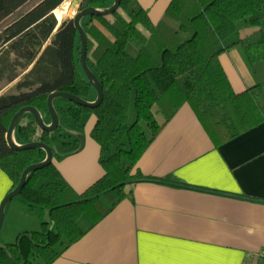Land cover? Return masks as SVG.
Returning <instances> with one entry per match:
<instances>
[{"label": "trees", "instance_id": "16d2710c", "mask_svg": "<svg viewBox=\"0 0 264 264\" xmlns=\"http://www.w3.org/2000/svg\"><path fill=\"white\" fill-rule=\"evenodd\" d=\"M28 1L0 0V21ZM63 1L37 0L0 32V80L21 75L14 92L0 93V169L11 189L28 165L46 157L40 147L9 146L6 132L18 110L34 106L49 124L51 92L67 91L89 102L97 97L81 67L74 16L58 21L53 13ZM113 1L81 0L77 9H105ZM80 24L87 37L86 62L102 86V99L89 107L55 97L59 123L53 131L39 128L29 111L16 121L14 141L43 142L53 160L29 172L14 197L38 212L41 229L21 231L12 242L0 240V264H50L62 255L85 233L82 216L95 223L129 194L125 184L138 160L183 104L191 106L216 147L264 122V0H169L156 23L138 0H120L114 11L84 15ZM247 27L256 29L230 37ZM233 40L257 78L239 92L219 60L224 44ZM206 100L211 105L201 109ZM90 113L96 119L90 136L100 147L104 173L79 193L54 160L81 149Z\"/></svg>", "mask_w": 264, "mask_h": 264}, {"label": "crops", "instance_id": "0c3cea01", "mask_svg": "<svg viewBox=\"0 0 264 264\" xmlns=\"http://www.w3.org/2000/svg\"><path fill=\"white\" fill-rule=\"evenodd\" d=\"M138 2L156 23L169 0ZM232 42L224 44L219 60L239 92L257 79L241 45ZM95 121L90 113L78 152L54 160L79 193L104 173L100 147L90 136ZM11 188L0 169V203ZM125 189L129 194L99 221L84 215L85 233L50 264H264V122L216 147L185 103L148 145ZM4 214L16 234L39 230L29 225L35 212L18 200L8 201Z\"/></svg>", "mask_w": 264, "mask_h": 264}, {"label": "water", "instance_id": "95a60500", "mask_svg": "<svg viewBox=\"0 0 264 264\" xmlns=\"http://www.w3.org/2000/svg\"><path fill=\"white\" fill-rule=\"evenodd\" d=\"M80 1L81 0H73V4L71 6V9H73L75 7V5L78 4ZM119 3H120V0H114L113 4L110 7L105 8V9H98L95 7H86L82 10L77 11L74 15V26L77 29L79 36H80V40H81V49H80L81 67H82L86 77L94 85V87L97 91V97H96L95 101L89 102V101H86V100L82 99L81 97H79L75 94H72V93L67 92V91L59 90V91L51 92L47 97V106H48L49 113L51 115V122L49 124H45L43 122L40 113L38 112V110L34 106H24V107L20 108L18 110V112L13 116V118L10 122L9 128L6 132V140L9 144V146L15 150L40 147L46 151V157L41 162H37V163H33V164L28 165L24 169V171L22 172L20 181L17 184V186L14 187L13 189H11L9 192H7L6 195L3 197V199L0 203V229H1V226L3 223V219H4L5 204L8 201L12 200L20 192V190L22 189V187L25 183L27 174L31 171H34L38 168H41V167L49 164L53 160L52 149L47 144H45L43 142L32 141V142H28V143H24V144H17L14 141L13 130H14L16 121L20 118V116L25 111H29L33 115L34 120H35V122L39 128H41L43 130H47V131H53L58 126V123H59L58 114L56 113L54 106H53V99L55 97L61 96V97L67 98V99H69L75 103L81 104L83 106H89V107H94L101 101L102 94H103L102 93V86H101L100 82L98 81L97 77L95 76V74L88 67L87 62H86L87 37H86V34H85L83 27L80 24V19L84 15H88V14H107V13H110V12H112L118 8ZM80 138H81L80 148H82V146L84 144L85 137H84V135H81Z\"/></svg>", "mask_w": 264, "mask_h": 264}, {"label": "rangeland", "instance_id": "374dc122", "mask_svg": "<svg viewBox=\"0 0 264 264\" xmlns=\"http://www.w3.org/2000/svg\"><path fill=\"white\" fill-rule=\"evenodd\" d=\"M37 0H30V1H28L27 3H25L22 7H20L15 13H13L12 15H10V16H8L7 18H5V19H3L2 21H0V32H1V30L8 24V23H10L15 17H16V15L19 13V12H22L23 10H25L26 8H28L29 6H31L32 4H34L35 2H36ZM64 1H66V0H64ZM63 1V2H64ZM72 4H73V0H70L69 1V8H68V10H67V13L61 18V20L63 19V18H65V17H68V16H74L75 15V13L78 11V5L76 4L75 5V7L73 8V9H71V6H72ZM236 37H238V33H235V34H233L232 35V39H234V38H236ZM1 47H2V45H1V43H0V49H1ZM21 77V75H19L16 79H14L13 81H8L7 80V78H3L2 80H0V93H6V92H14L15 91V88H14V85H15V83H16V81L19 79ZM257 79V78H256ZM202 103H206V104H209V103H211V101L210 100H206V101H204V102H202ZM201 103V104H202ZM200 104V105H201ZM199 105V106H200ZM210 105V104H209ZM207 108V107H206ZM13 199H15V200H17L16 198H13ZM28 210H30V209H28ZM33 212H35V214L36 215H33V220H35V223L34 224H32V223H30L29 225H36L35 227H37L38 229H41V220L37 217V213L38 212H36V211H33ZM21 220H23L24 218H22V217H19ZM32 218V217H31ZM17 219V218H16ZM29 220H30V217H27L26 218V220H24V221H27L28 223H29ZM86 220H87V218L85 217V216H82V218H81V222L84 224L85 222H86ZM8 216H7V214L5 215L4 214V219H3V223H2V226H1V230H0V239L2 238V237H9L8 238V242H12V241H14V239H15V235H17L15 232H14V230H13V228H10V229H8ZM21 229H23V228H21ZM21 231H23V230H21ZM20 231V232H21Z\"/></svg>", "mask_w": 264, "mask_h": 264}, {"label": "bare ground", "instance_id": "6f19581e", "mask_svg": "<svg viewBox=\"0 0 264 264\" xmlns=\"http://www.w3.org/2000/svg\"><path fill=\"white\" fill-rule=\"evenodd\" d=\"M69 1L70 0H66V1L62 2L60 5H58L53 10V13L56 16V18L58 19V21H60L61 18L67 13V10L69 8Z\"/></svg>", "mask_w": 264, "mask_h": 264}]
</instances>
